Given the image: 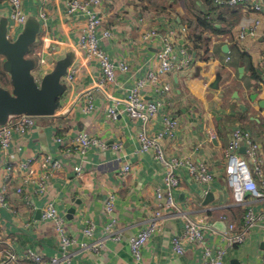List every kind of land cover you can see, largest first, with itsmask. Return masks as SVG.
I'll return each mask as SVG.
<instances>
[{
    "label": "crops",
    "instance_id": "0c3cea01",
    "mask_svg": "<svg viewBox=\"0 0 264 264\" xmlns=\"http://www.w3.org/2000/svg\"><path fill=\"white\" fill-rule=\"evenodd\" d=\"M219 1L227 0H104L99 12L113 36L101 39L98 33L99 45L113 62L127 61L130 69L118 72L114 84L100 87V63L87 59L78 45L85 18L69 14L66 0H22L27 20L36 18L41 24L38 40L28 55L35 63L34 77L41 80L69 55L74 60L62 78L65 93L55 114L41 119L24 136H15L7 157L0 151V164L21 163L39 154L62 164L44 197L34 194L33 187L16 195L18 184L7 186L4 195L13 210L0 206L3 247L9 241L19 256L27 250L45 257L60 255L59 234L41 217L48 202L65 219L67 233L77 241V246L69 249V264H203L201 249L187 246L182 255L173 252L172 238L183 231L182 213L209 226L208 246L225 247L220 235L224 230L221 216L227 214L241 224L244 215V210L234 205L225 175L226 150L236 129L245 130L260 147L264 175V10L259 14L245 12ZM9 13L8 6L0 4V24L9 20ZM255 21H260L257 35L240 39V32ZM23 27H14L10 21L9 39L14 41ZM148 33L152 34L144 39ZM165 44L174 49L176 63L184 60L186 65L152 83L147 75L158 65L156 55ZM186 48L188 59L182 56ZM4 63L0 56V86L8 89L11 78ZM73 69L78 71L77 78L68 86L65 78ZM217 75L222 79L219 89L214 90L211 85ZM140 81V95L146 102H163L146 126L131 119L125 105ZM89 97L93 108L88 112ZM110 109L118 112L116 119ZM167 117L179 120L174 139L164 144L169 155L206 164L215 179L209 185L198 184L187 168L178 171L182 184L174 190L177 207L166 212L160 232L142 249L141 261H135L129 241L149 215L164 208L159 204L164 205L166 199L158 200L156 189L168 194L165 169L151 153L141 151L138 134L144 128L151 134L163 131ZM83 131L108 145L120 143L121 156L111 147L67 152ZM240 153L247 154L245 146ZM126 164L132 167L128 174L123 173ZM76 167L84 171L81 178ZM4 187L0 179V195ZM110 195L116 197L112 214L105 210ZM259 208L256 206L257 211ZM71 209L75 212L70 213ZM113 219L118 222L114 230L121 235L118 241L105 237V227ZM86 222L94 227L91 237L84 234ZM102 239L105 245L99 253L81 251L82 244ZM263 250L264 231L254 227L245 243L228 249L226 264H263ZM3 259L0 264H4Z\"/></svg>",
    "mask_w": 264,
    "mask_h": 264
},
{
    "label": "built area",
    "instance_id": "2783aa9c",
    "mask_svg": "<svg viewBox=\"0 0 264 264\" xmlns=\"http://www.w3.org/2000/svg\"><path fill=\"white\" fill-rule=\"evenodd\" d=\"M68 13L75 15L78 19L84 17L86 26L79 35V47L85 54L87 59L97 60L102 69V77L100 87L102 85H111L116 82L118 72L126 73L130 67L127 61L113 62L107 53L100 47L98 33L101 32V39H108L113 36L112 31L104 27L105 19L99 12V7L104 0H66ZM218 3L227 4L242 8L245 12L262 13L264 10V0H227ZM0 4L8 6L10 9L9 20L14 27H23L27 21V15L23 10L22 0H0ZM1 20V18H0ZM260 21H255L252 27L244 28L240 34V39H246L249 36L257 35V27ZM250 30V31H249ZM152 33H148L144 39ZM187 48L182 51V56L187 57ZM174 49L171 45L165 44L164 48L158 51L156 60L158 65L155 69L148 72L147 80L152 83L159 82L163 77L179 72L182 65H186V61L176 63V57L173 55ZM188 59V57H187ZM226 62H230V57L226 58ZM78 71L73 69L66 76L65 80L70 86L77 78ZM143 88V82H138L137 86L132 90L131 94L125 100L126 112L128 116L135 120H141L144 126L151 123L157 116L159 110L163 107V102H146L140 95V89ZM167 93L170 87L166 86ZM79 101L76 102L78 105ZM93 108L92 99L89 97L87 111ZM113 119L118 117V112L110 109ZM47 117H37L26 114L10 115L6 124L0 125V151L4 157L8 156V150L16 137L24 136L37 125V122ZM179 126V120L172 117L165 119V129L157 134L149 133L144 128L138 134V141L141 151L151 153L154 158L165 169V186L168 189L167 196H164L160 189H156L157 199L166 202L162 210L149 215L146 218L144 227L140 232L133 236L129 241L130 252L135 261H141L142 249L147 245L149 239L157 235L161 230L163 218L166 212L172 208H176L174 198V190L179 189L182 180L178 171L187 168L191 179L198 184L209 185L214 181V176L204 163H193L186 158L170 156L165 149L167 139L174 137V130ZM211 137L214 139L215 134L210 131ZM59 142L62 139H58ZM72 148H68L67 152L78 150L86 152L91 148L97 147L107 149L111 147L114 152L121 156L122 145L113 143L108 145L105 141L99 140L91 136L87 132H80L75 139L72 140ZM246 147V155L240 153V149ZM119 156V157H120ZM132 167L129 164L123 166V173H130ZM62 170V164L59 161L52 160L45 154L33 156L21 163L0 164V179L5 183L4 192L0 195V206L7 210H13L12 206L6 201L8 185L17 183L15 189L16 195H22L26 192L25 188L33 187V193L39 197H44L49 193L50 182ZM76 173L79 178L84 174L82 167H76ZM263 159L260 157V147L251 140L250 134L243 129H236L226 150L225 175L229 188L232 191L234 205L244 210L242 223L237 224L230 220L227 214L221 216V222L224 224V230L220 233L225 247H211L206 244V232L209 226L202 222L191 219L187 214L182 213L181 218L184 221L183 231L181 234L172 238V249L177 255L185 253L187 246L201 249L203 264H226L228 249H234L245 243L254 227L260 226L264 231V175H263ZM261 177V178H260ZM260 179V180H259ZM115 196L110 195L105 210L108 214H112L115 206ZM256 206H260L258 211ZM41 217L44 222L52 223L59 234L60 255L45 257L32 250H27L23 256L17 255L13 246L9 241L6 246L0 240V259L4 258V264H69L71 253L69 249L77 246V241L70 237L65 229V219L59 215L53 203L48 202L41 210ZM117 221L112 220L105 227V237L115 241L121 239L118 231H115ZM0 228H2L0 226ZM94 227L91 223L86 222L84 234L88 237L93 236ZM105 240H98L91 244H82L81 251L99 253L104 247ZM262 262L264 264V250L262 253Z\"/></svg>",
    "mask_w": 264,
    "mask_h": 264
},
{
    "label": "water",
    "instance_id": "95a60500",
    "mask_svg": "<svg viewBox=\"0 0 264 264\" xmlns=\"http://www.w3.org/2000/svg\"><path fill=\"white\" fill-rule=\"evenodd\" d=\"M9 25V20H3L0 24V56L5 58L4 68L10 75L12 88L9 90L0 86V125L6 124L10 115L52 117L65 93L62 78L74 57L69 55L57 64L55 70L38 80L33 75L35 63L28 55L38 40L40 22L36 18H29L14 41L8 37ZM221 79V75H217L211 88L218 90ZM69 212L74 213L75 209Z\"/></svg>",
    "mask_w": 264,
    "mask_h": 264
},
{
    "label": "rangeland",
    "instance_id": "374dc122",
    "mask_svg": "<svg viewBox=\"0 0 264 264\" xmlns=\"http://www.w3.org/2000/svg\"><path fill=\"white\" fill-rule=\"evenodd\" d=\"M229 57V56H228ZM9 90H11L12 88H11V86H9V88H8ZM172 139H174V137L172 138ZM116 153V152H115ZM117 154V153H116Z\"/></svg>",
    "mask_w": 264,
    "mask_h": 264
},
{
    "label": "trees",
    "instance_id": "16d2710c",
    "mask_svg": "<svg viewBox=\"0 0 264 264\" xmlns=\"http://www.w3.org/2000/svg\"><path fill=\"white\" fill-rule=\"evenodd\" d=\"M208 1H210V0H208ZM212 1H214V0H211V2H212ZM198 41H199V40H198ZM198 41H197V42H198Z\"/></svg>",
    "mask_w": 264,
    "mask_h": 264
}]
</instances>
